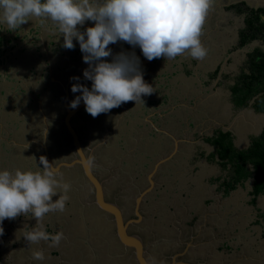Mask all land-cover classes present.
Wrapping results in <instances>:
<instances>
[{
	"label": "rangeland",
	"instance_id": "374dc122",
	"mask_svg": "<svg viewBox=\"0 0 264 264\" xmlns=\"http://www.w3.org/2000/svg\"><path fill=\"white\" fill-rule=\"evenodd\" d=\"M244 1L252 7H264V0ZM236 2L239 1L214 0L206 17L203 32L200 37L202 44L208 49L207 56L202 60L203 63L201 65L199 64V66L198 64L195 65V61L191 60V56L187 52L182 55L189 63L191 61L193 62L190 66V68L194 69L192 72L188 71V73H185L183 70H179L180 65L176 59L166 60L165 57L157 58L142 70L139 69L143 74L144 81L154 89L152 94L142 96L144 103L142 101H138L137 103L134 101L135 104H133V101H129V110L127 111L125 106L128 102H125L119 107L113 108L107 113H101L95 118L87 113L85 109V112L80 114H87V119L83 121L81 117L80 119L73 118V125L83 141L85 154L89 153L92 157V162L97 164L95 165L98 168L96 173H98L99 178L104 183L106 196L109 200H115L119 203L125 219L136 218L133 206L136 197L141 194L140 211L143 217L138 222L129 224V231L132 233L141 232L143 234L142 238L145 247L147 246L146 257H148L147 259L151 264H168L172 251L176 248H184L185 243L175 244L176 234H172V232L168 233L171 230L168 227L170 218L167 214H164L163 209L165 208L155 203L150 196H147L152 189L150 187V189L146 188V179L144 180L146 174L137 176L133 181L135 185L136 182L139 185L131 188L129 186V180H131V177H134L136 169L132 168L130 170V165L128 167L129 169H127L128 173H124V176H121V172H119L116 166L118 165L121 154L127 149V151L131 152L130 154H134L132 152L138 150V152H141V155L135 154V156H130L129 159H140V161H143L144 155L142 152L146 150L149 153V158L154 162L160 157L167 155L166 153L171 148L169 137L176 136L175 139L179 137V142L181 141L179 145L182 149L180 153L176 151V160L193 164L192 166H194L196 171L200 170L198 164L203 165V163H209L208 169L206 167L207 164H205V167H203L204 172H201V174L204 173L203 177L208 180L206 178L208 175H216L218 173V176L224 177L229 171L228 169L223 170L220 163L216 161L217 158L213 155V145L206 140L208 138L207 136L213 134L218 129H223V132L229 129L233 133L234 146L237 148H246L251 143L253 137L259 134L264 128V112L256 110L252 106V100L248 105L238 107L234 103L230 90V86L234 84L237 76L243 73V71L248 70V53L255 47H260L264 51V43L259 40H253L243 46L238 45L237 33L238 28L242 25L244 26V14L237 13L234 8L230 7V5ZM37 19L40 20V18ZM34 20L35 18L32 19V21ZM44 20L47 24L42 25L44 26L43 30H47L48 34H50L55 23L50 19ZM89 22L91 24L95 23L90 20ZM87 28L85 26V28L79 31L85 32ZM59 34L63 40L45 35L44 39L46 41L44 40V48L47 50L48 57L61 61L58 59V53L65 52L69 55L70 52H73L75 55L77 47L73 49L65 48L63 46L64 37L60 32ZM54 39L58 40L62 45L57 49L58 51H56L55 45L60 44L57 41L53 45L52 42H54ZM18 40L16 38L13 42L17 46L12 48L11 52H6L7 47H12L11 43L6 45L4 51L10 54V58L19 55L15 61L11 60V62L22 64L17 66V68L13 66L15 69L13 72L17 75L15 76L11 73L7 75L9 80H11L8 84L10 85L11 82L13 83L19 79L20 88H17L16 94L18 93V95L14 97L8 96L11 101L20 98L22 100L15 101L17 105L14 102V107L17 106L15 111L18 112L9 115L13 120L7 123V135L4 136L5 134H3V136L4 138L8 136L9 138L19 139L22 143H25L27 139L35 138L36 143H33L34 145L30 144V146L37 151L39 150L38 153L35 152V158H37L41 153V148L37 147L39 146L37 143L41 141L42 134L41 132L38 133V130L35 128L42 131L45 125L48 134L46 139L48 153L50 152L48 159L53 165L61 161H69L76 157L71 136L66 130L64 132V130L59 129V127L61 128L63 126L64 108L61 102L64 97V92L59 91V95H57V93L53 92V88L50 87L48 82L45 83L46 88H44L40 80L45 76L40 77L37 73V71H40V67L36 66V64L44 60L45 52L39 49L38 52L34 51L33 53L31 50L33 57L30 56V58L29 55L31 53L26 52L28 49H26V44L24 42L18 43ZM109 46L111 47L112 54L109 57L101 58L107 62H112L114 57L118 55V52L124 53L129 57L134 56L137 58L144 56L139 46H133L124 41H117ZM20 48H23L24 51ZM80 54H83L82 51L78 52V55ZM29 65H32L33 69L29 68ZM197 67H199V73H201L199 77H196L193 73ZM216 67L219 72L213 71ZM17 69H20L22 73L18 74ZM25 69V72L31 71V73L25 75V72H23ZM33 70L36 73H33ZM42 70L44 69L42 68ZM47 75H49L48 71ZM63 77L65 79L66 75ZM156 77H160L161 80L156 79ZM92 83H87V81L81 79L79 82H70L69 86L66 85L70 92V103L76 97H82L81 92H72L73 84H81L90 88L92 87ZM63 84H65V81H63ZM3 85L4 82L0 76V87ZM4 97L0 94L1 100ZM120 108L122 109L120 110ZM29 111H31V114H29ZM156 111L159 112L160 116ZM148 112L154 114L150 126L147 125L143 117ZM45 113L46 115H44ZM49 116H51V120L47 119ZM43 117L47 121V124L43 123ZM2 118L0 122L6 124L8 113H4ZM93 128H96L95 134L92 132ZM109 130L110 133L107 132ZM33 132H36V134ZM103 135L107 137L103 138ZM102 138H108L107 143H99L102 141ZM180 138H184V140ZM8 144L9 146L13 145L11 142H8ZM133 146L134 148L131 151ZM210 152L211 156L209 157L207 154ZM26 153L31 155L28 152ZM188 155L191 158H184L183 160V157ZM202 156H208V161L203 160ZM35 158L33 156L31 161L33 162ZM164 160L167 161L169 159ZM6 161L20 162L23 160H20L17 156L15 158L9 157ZM38 162L41 164L40 159ZM61 169L57 171V175H62L63 181L71 185V190L68 193L70 199L67 201L68 206L65 210L68 211L71 207L72 209L70 211H75L73 215L77 216L74 219L64 210L63 213L58 211V214L54 217L55 225L61 232H68L71 235L69 230L71 226L74 228V232L70 237L71 242L68 246V252L70 253L68 262L70 264H137L132 250L122 252L123 246H121L116 236L112 218L99 211L94 204L92 205L94 201L92 187L82 177L81 167L78 165L75 167L72 166L69 170L65 168ZM43 170L42 167L41 172ZM196 173L194 172L192 175ZM203 177L199 185L200 190H203L200 193H196L200 199L211 196L208 191L209 187ZM125 178L128 180H125ZM190 179L192 180V177ZM211 182L217 185L215 179ZM252 182L253 174L250 178L244 180L245 188L241 187L239 183L237 185L238 187L236 186L231 190L232 193L227 198L229 204L226 205L225 202H222L223 207L218 210L213 200L210 203L213 208L206 209L211 212L207 218L201 214L202 219L196 220L198 223L202 222V225L206 227L204 228V235L199 234L194 237L192 244H197L195 245L197 249L193 250V252L202 254L206 258L205 262L219 258L221 261L226 262L235 261L232 258L234 256L240 263L243 261L244 264H247V262L251 264V262L253 263L255 261L257 254L264 251L262 242L255 239L257 235L256 230L253 229L254 227L251 225V221L248 222L256 218L264 220V205L261 206L258 201L254 205L252 202L254 198V195L251 194ZM173 185L176 184L173 183ZM179 185H181V182ZM195 188L196 184L191 183L190 189L192 193H194ZM182 192H189L187 183L183 187H178L177 185L172 195L180 197ZM58 198L59 194L53 196L52 199L55 201ZM85 201L90 203L88 205L89 207H85ZM154 206L157 209H154ZM196 206H199V203ZM80 212H83L82 215H84L85 221H83L84 219L82 220ZM154 213H156L155 217ZM70 219L73 221L71 224H68L67 222ZM83 225H85V232L77 234L79 230L81 231L84 228ZM193 233H196V230ZM75 236L78 237V242L72 240V237ZM188 239L189 236L187 241ZM184 240L186 241V239ZM224 241H229L233 245L232 250H227L223 247L215 251L216 247ZM207 243L209 244L208 246L206 245ZM161 247L166 249L167 256L161 255ZM256 251L258 252L256 253ZM222 257L227 258L224 259ZM242 258H245V260H242Z\"/></svg>",
	"mask_w": 264,
	"mask_h": 264
},
{
	"label": "clouds",
	"instance_id": "9594fccd",
	"mask_svg": "<svg viewBox=\"0 0 264 264\" xmlns=\"http://www.w3.org/2000/svg\"><path fill=\"white\" fill-rule=\"evenodd\" d=\"M214 0H0V22L15 30L30 19H50L64 37V47L73 49L78 40L89 64L84 77L92 87L73 84L72 92H81L71 102L78 107L81 98L86 111L93 118L119 107L122 103L143 101L142 96L154 92L138 68V58L120 53L112 62L110 44L124 41L139 46L149 61L160 57L174 59L187 52L192 58L203 60L208 49L201 42L206 17ZM94 21L85 32L78 30L85 21ZM78 79V78H76ZM73 124V123H72ZM43 171L17 169L15 173L0 170V225L5 219L31 213L39 228L25 234L29 244L51 241L58 246L63 232L50 235L44 230L43 218L50 212H63L71 185L57 175V170L41 156ZM59 198L53 201V196ZM4 229L0 226V235ZM33 258L45 259L42 251H34Z\"/></svg>",
	"mask_w": 264,
	"mask_h": 264
},
{
	"label": "crops",
	"instance_id": "0c3cea01",
	"mask_svg": "<svg viewBox=\"0 0 264 264\" xmlns=\"http://www.w3.org/2000/svg\"><path fill=\"white\" fill-rule=\"evenodd\" d=\"M236 1L240 2V1H244V0H236ZM249 6L252 7L251 5H249ZM45 24H47V22L43 18H40V20L35 18L34 21H32L30 19L27 23L22 24L20 27L15 29L14 33H12V35H11L9 33V31H12V29H9L7 27V25L2 23V22L0 23V26H1L0 38L1 37L6 38V41L3 44L1 43L2 41L0 40V76L2 77V80L4 82V85L0 87L1 88L0 94L5 96L3 100L0 99V121L3 119L2 115L4 113H8V120L6 121V124H4V123L2 124L0 122V170H9L13 174L15 173V171L17 169L22 170V171L31 170L33 172H36V171L41 172L42 164H39V162H38V160L40 159L41 156L47 158L48 162L50 161L48 159V156H50V152L48 153L47 141H46L48 134H47V127H45V125H44L42 131L38 128H35L36 130H38V133L41 132V134H42V139H41L42 142L40 141L37 143L39 145L37 147L41 148V153H40V155H38L37 158H35V156H36L35 152L38 153L39 150L37 151V150H35V148L33 149L30 146V144L34 145L33 143H36L35 138L27 139L25 143H22L21 140L16 139V138H9L8 136L6 138H4V136L7 135L6 134V132L8 130L7 129V123L13 120L12 118L9 117V115H13V114H16L18 112V111H15L17 106L14 107V102L18 101V100L19 101L22 100V98H20V99H15V100L11 101V99L8 96V95H10L11 97H14V96L18 95V93L16 94L17 88H20L19 82H18L19 79H17L13 83L11 82L10 85L8 84L9 81H11V80H9V77L7 74L11 73V74H14L16 76L17 74L15 72H13V71H15L14 68H17V66L22 65L20 63L11 62V60L15 61L19 55H15V57L10 58L9 57L10 54L6 53V52H11L12 48L17 46L13 42L16 40V38L19 39L17 41L18 43L22 42L19 37L23 36L22 31H25L26 32V39L31 40V44H30L31 47L29 49L26 48L27 49L26 52L31 53V55H29V57L30 56L33 57L34 51L38 52L39 49H42V52L43 51L45 52V55L43 58L44 60L39 61V63L36 64V66L40 67V70L42 68H44L46 71L49 72V75H47V72H45V71L44 72L46 73L47 76L45 75V73L43 71H39V72L37 71V73L40 75V77L45 76L42 80H40L43 83L44 88H46L45 83L48 82V84H50V87L53 88V92L57 93V95H59V91L64 92V87L62 85L63 81H65L64 85H67V86H69L70 82L76 83V82H79V80H81V79L85 81V77L83 74L84 70L85 69L90 70L89 64L86 63V65H84V63L82 62V64L80 65V62L77 59L78 51H80L81 49H80L79 42H78V40H76V38H73L74 39L73 44H77V49H76L75 55L73 52H70L69 55H68V53L66 54L65 52L58 53V59H60L61 61L55 60V59L47 56V52H46L47 50L44 48V43L46 41L44 39V36L48 35L49 37H53V35H55V37L58 40H63V39H61V37H60L58 26L56 24L53 26V29H52L54 31L51 30L50 34H48L47 30H43L44 26H42V25H45ZM85 26L90 27V26H94V24H91L88 20V21H85L83 26L78 25L77 27H78V30H82L83 28H85ZM54 27H55V29H54ZM10 43H11L12 47L11 48L7 47V49H6L7 51L5 52L4 51V49L6 48L5 46L7 44H10ZM109 48H111V47L109 46ZM20 49H22V48H20ZM113 49L117 50L116 48H113ZM31 50L33 51V53L31 52ZM129 52H131V51H129ZM3 53L4 54L6 53V54L4 55ZM117 54H120V53L118 52ZM82 56H84V53L82 54ZM40 57L42 58V56H40ZM175 59L178 61L179 65H180V68H178L179 70H183L185 73H188V71L192 72V70H194L193 68H190L191 63H193V62L191 61V63H189V61L185 60L186 58L183 57L182 55H179L172 60H175ZM191 60L195 61V65L198 64V66H199V64L201 65V63H203L202 60H197V59H194L192 57H191ZM151 63H153V62H150L149 64H151ZM149 64L140 66L138 68L142 70L143 68H145ZM13 66H14V68H13ZM28 67L31 68V65H29ZM17 70H18L17 71L18 74L22 73L20 71V69H17ZM25 71H26V69L23 70V72H25ZM199 72H200L199 67H197L196 71H193V73L196 77L200 76L201 73H199ZM30 73H31V71L25 72V75H28ZM33 73H36V71L34 70ZM64 75H66L65 79L63 77ZM76 78H78V79H76ZM156 79L161 80L160 77H156ZM49 82H51V83H49ZM87 83H89V82L87 81ZM21 89H23V88H21ZM67 89H68V87H67ZM89 89H91V87ZM68 92H69V89H68ZM63 94H64V97L62 98L61 104L65 110L63 101H64V98L66 97V93L64 92ZM7 97H8V99H7ZM69 97H70V92L68 95V100H67L68 102L70 101ZM30 102H32V101H30ZM133 104H135V102ZM16 105H17V103H16ZM128 106H129V102L125 106V109H127V111L129 110ZM85 109L86 108H83V109H81V111H83V110L85 111ZM121 109L122 108H120V110ZM114 111H116V110H114ZM65 113H66V110H65ZM123 113H125V111H123ZM157 113L160 116L159 112H157ZM29 114H31V111H29ZM77 114H79V112ZM77 114H75V115H77ZM42 115H43V113H42ZM44 115H46V113ZM75 115H74V117L76 119H80V117L83 119V121H84V119H87V114H85V115L79 114L77 116H75ZM50 117L51 116L47 117V119L51 120ZM143 117H144L145 122H147V125L150 126L152 119L154 117V114L148 112ZM71 119H73V117ZM42 121L44 124H47V121H45L44 117H43ZM63 126L61 128L59 127V129L64 130V132H66L67 130ZM94 130H96V128H93L92 132H94ZM227 130L229 131V129H227ZM107 132L110 133V130ZM230 132L232 133V131H230ZM33 133L36 134V132H33ZM3 134H5V135L3 136ZM232 135H233V133H232ZM104 137H107V136L103 135V138ZM175 137L176 136H172V137L170 136L169 137L170 144L173 143L174 145H171L170 150L166 153L167 155L160 157L159 159H157L154 162L151 161V158H149V156H148L149 153H147L148 151H146V150H144L142 152L144 155L143 161H140V159H129V157L132 155H134V156H135V154L141 155V152H138V150H136V151L132 152L134 154H130L131 152L127 151L128 150L127 149L125 152H123L121 154L120 160H119L118 166H117L119 172H121V176L122 175L124 176V173H126V174L128 173L127 169H129L128 167L130 165H131L130 170L132 168L136 169L134 177L133 178L131 177V180L129 181V186L131 188L133 186L136 187L139 185L138 182H136V185H135V182L133 181V180H135V178L137 176L144 174V173L146 174V178H144V180L146 179V184L148 186L147 188L150 187L152 189L147 196L148 197L150 196L155 201V203L160 204V206H163V208H165V209H163L164 214L170 215L169 221H170L171 227H169V226L168 227L171 230L168 231V233L172 232V234L173 233L176 234L175 244L185 243V245L188 247H191V245H192L193 249L191 250V253H192L191 258H190L191 260H193L197 263H200V264H244V262L242 260H245V258H242V260H241L242 262L240 263L239 260L235 259L234 256H232V258L235 261L226 262V261H221V259L219 258L217 260L205 262L206 258L202 254H199L197 252H192L193 250L197 249V248H194V246L197 244H195V245L192 244L194 242V237L201 234L203 232L204 228L206 227V226L202 225L203 224L202 222L198 223L196 220L202 219L201 214L205 218H207V216L211 212H210V210H206V209L213 208L212 205L210 204L213 200L215 201V207L217 206L218 210H219V208L223 207L224 202L226 205L229 204L227 198L230 197L232 192L231 191L228 193L223 192V190L221 189L222 188L221 187L222 177L218 176L219 175L218 173L216 175L206 176V178H208V180L203 177L204 173L201 174V172H204L203 167H205V164H207V163H203V165L198 164V168H200V170L196 171L194 169V166H192L193 164H189L185 161L176 160V158H175L176 151H177V153H180V152H182V149L179 145L181 143V141L179 142V137L176 138L177 140L175 139ZM103 138H102V141H100L99 143H107L108 138H105L106 140ZM180 139L184 140V138H180ZM30 140H31V143H30ZM8 142H11L13 145L9 146ZM16 145H18V146H16ZM20 145H22V146H20ZM133 148H134V146L131 148V151L133 150ZM26 152L30 153L31 155L27 154ZM207 155L210 157L211 152ZM17 156L20 158V160L22 159L23 161H20V162L6 161V159L7 160L9 159V157L15 158ZM27 156H28V158H27ZM33 156L35 159H33L34 161L32 162L31 160H32ZM208 156H205V157L202 156L203 160L208 161V158H209ZM215 157L217 158L216 161L219 162V158L217 157V155H215ZM163 158H166L169 160H167V161L163 160L161 162L160 160ZM184 158L190 159L191 156L188 155L186 157H183V160H184ZM27 161H29V162H27ZM75 166H77V164ZM75 166H73V167H75ZM208 166H209V163L206 165L207 169H208ZM71 167L64 166V168L66 170L71 169ZM171 168H172V170H171ZM212 169H214V168L212 167ZM59 170H62V169H58L57 171H59ZM81 171H83V169H81ZM194 172H197V173L195 175H192ZM82 177L84 178V175ZM191 177H192V180L190 179ZM202 177L204 178V181L206 182V184L209 187L208 191L211 194V196L200 199L196 193H200L203 190V189L200 190V188H199L200 180ZM214 179L217 181V185L215 183L211 182ZM84 180H85V178H84ZM177 182H178V184H177ZM180 182H181V185H179ZM86 183H87V181H86ZM173 183H175L176 185H173ZM186 183L189 186V192H187V193L182 192L180 194V197H176V196L172 195V192H173V190H175L177 188V185H178V187H183L186 185ZM191 183L196 184V188L194 190V193H192V190L190 189ZM240 186L245 188L244 183L241 184ZM155 188H157V190H155ZM251 188H252V185H251ZM165 189H167L166 192H165ZM92 192H93V189H92ZM93 194H94V192H93ZM147 196H146V198H148ZM257 197H259L258 200H257ZM257 197L256 198L254 197V199L252 201L253 204L256 205L257 204L256 201H258L259 204H261V206H263L264 205V194H259V196H257ZM85 202H86L85 207H89L88 205L90 203H88V201H85ZM197 203H199V206H196ZM93 204L99 211L104 213L102 210H100L98 208V206L94 203V201H93L92 205ZM206 204H208V206H206ZM67 206H68V203L66 202L65 209H67ZM156 206H154V209H157ZM258 208L260 209V207H258ZM71 209L72 208L70 207V209L68 211L67 210H65V211L70 216H72V218H74V219L77 218V216L73 215V212H75V211L72 212V211H70ZM57 212L58 211H56L55 214H54V212H50V213L46 214L44 216L46 218H44L42 221L43 226H44V230L47 233H49L50 235H53L56 232H61L60 230H58L59 228L55 225L56 222H55L54 217H55V215L58 214ZM76 214H78V212H76ZM82 214H83V212H80V215H81L82 220H83L84 215H82ZM31 215H32L31 213H28V216L20 215V216H17L15 219H11V220L5 219L2 222V225H0L4 229L3 235H0V264H56L58 262H63L64 258L69 259L70 253L68 252V250H69L68 246L71 242L70 237L74 232V228H72V226H71V229L69 230L71 235H69L68 232L64 233V239L61 240V242L58 246H50L51 241H43V240L40 241L38 244H29L25 238V234L30 232L33 228H39L40 227V225L37 224L35 217H32ZM259 215H262V214H259ZM155 216H156V213H154V217ZM142 217H143V215H142ZM159 217H162V216H159ZM205 218H204V220H205ZM85 220L86 219H84L83 221H85ZM72 221L73 220L70 219L67 223L71 224ZM250 221H251V225H253V227H254L253 229L256 230L257 235L255 236V239L260 240V242H262V245H264V220L256 218V219L249 220L248 222H250ZM83 227L84 228L81 229V231L79 230L77 232V234H79L80 232H85V230H86L85 225H83ZM195 230H196V233H193ZM67 235H69V236H67ZM188 236H189V239L187 241ZM75 237H72V240L78 242V237H76V238ZM184 239H186V241ZM206 245L208 246L209 244L207 243ZM219 246H220V248H219ZM219 246L216 247L215 251L220 250L223 247H225L227 250H232V248H233V245H231L229 241H224L223 243H220ZM146 248H147V246H146ZM37 250L42 251L44 253L45 259L43 261H38V260H35L33 258V252L37 251ZM128 250H132V249L124 247L122 252L124 253ZM213 250H214V248H213ZM189 251L190 250H188V252ZM257 252L258 251H256V253ZM133 254H134V252H133ZM261 256H263V258H261ZM257 257H255L256 258L255 261H253V263L251 262V264H264V251H261L260 253H258ZM134 258H135V256H134ZM171 258H173V256H171ZM222 258L225 259L227 257H222ZM201 260H203V261L201 262ZM135 261H136V259H135ZM136 263H137V261H136ZM247 264H250V263L247 262Z\"/></svg>",
	"mask_w": 264,
	"mask_h": 264
},
{
	"label": "trees",
	"instance_id": "16d2710c",
	"mask_svg": "<svg viewBox=\"0 0 264 264\" xmlns=\"http://www.w3.org/2000/svg\"><path fill=\"white\" fill-rule=\"evenodd\" d=\"M230 7L244 14V26L239 30L238 45L243 46L253 40L264 43V7L253 8L243 1ZM248 65V70L239 74L230 86L234 103L242 107L252 100V106L264 112V51L260 47L248 53ZM230 134V131L218 129L206 139L213 145V155H217L223 170L229 171L222 177L221 189L228 193L253 174L251 194L253 197L264 194V128L246 148L235 147Z\"/></svg>",
	"mask_w": 264,
	"mask_h": 264
},
{
	"label": "water",
	"instance_id": "95a60500",
	"mask_svg": "<svg viewBox=\"0 0 264 264\" xmlns=\"http://www.w3.org/2000/svg\"><path fill=\"white\" fill-rule=\"evenodd\" d=\"M138 58V67L147 65L152 61H149L146 57H137ZM62 84V83H61ZM64 87V92L66 93V97L64 98L63 104L66 110V113L63 117V125L65 129L68 131L72 138V144L75 147L77 156L70 161H63L53 165L51 161H49L52 166L58 170L62 166H75L76 164H80L83 169V175L86 181H88L89 185L92 187L94 192V203L98 206L100 210H102L106 215H109L115 226V233L118 237L119 242L125 248L132 249L134 252L135 259L138 264H150L146 257V247L145 243L140 237L138 233H132L129 231V224L138 222L141 219L142 214L139 212V205L141 201V194L136 197L134 208L136 218L125 219L124 214L120 205L116 201H110L106 199L105 190L103 188L102 180L97 176L92 170V163L90 161V155H86L81 147V140L79 138V134L75 131V128L72 124L71 118L77 114L81 109L86 108L83 100L81 99L78 107L73 109L68 104V89L67 86L62 84ZM164 159H161L162 162ZM180 254L173 255L172 261L169 264H198L190 261L177 260L176 257H179Z\"/></svg>",
	"mask_w": 264,
	"mask_h": 264
},
{
	"label": "flooded vegetation",
	"instance_id": "af4514ba",
	"mask_svg": "<svg viewBox=\"0 0 264 264\" xmlns=\"http://www.w3.org/2000/svg\"><path fill=\"white\" fill-rule=\"evenodd\" d=\"M241 2V1H240ZM244 2V1H243ZM236 3H238V2H236ZM245 3V2H244ZM233 4H235V3H233ZM246 4V3H245ZM246 5H248V4H246ZM249 6V5H248ZM261 7H263V6H261ZM254 8H256V7H254ZM236 11V10H235ZM243 22H244V20H243ZM243 27V25L241 26V27H239L238 28V33H237V40H238V38H239V30L241 29ZM6 29V28H5ZM14 30H12V31H9V33L10 32H13ZM14 33V32H13ZM10 34H12V33H10ZM22 34H23V36H20L19 38H20V40L22 41V42H24L25 44H26V48H30L31 47V40H27L26 39V32L25 31H22ZM2 39V40H1ZM0 40L2 41L1 43L3 44L5 41H6V38H4V37H1L0 38ZM57 41L58 40H56V39H54V42H52V44L54 45V44H56L57 43ZM58 43H59V41H58ZM60 44V43H59ZM60 46H62L61 44L60 45H55V47H56V51H57V49L60 47ZM6 47V46H5ZM75 47H77V45H75ZM23 49V48H22ZM24 50V49H23ZM81 51V50H80ZM79 52V51H78ZM77 59H78V61L80 62V65L82 64V62L84 63V65H86V63L84 62V60H83V56H82V54H80V55H78L77 56ZM156 59H153V61L152 62H154ZM31 68L33 69V66L31 65ZM44 69V68H43ZM218 69H217V67L216 68H214V70L213 71H216V72H219V71H217ZM34 71V70H33ZM40 71H45V72H47L45 69L44 70H40ZM44 72V73H45ZM225 74V73H224ZM223 74V75H224ZM46 75V74H45ZM47 76V75H46ZM85 81H88V82H90V83H92V81L91 80H89V79H86L85 78ZM133 103H134V101H133ZM68 104H69V106L71 105V103H70V101L68 102ZM85 111L83 110V111H79V114L81 113V114H83ZM64 114H65V110H64V113H63V117H64ZM79 114H77V115H79ZM77 115H75V116H77ZM73 118L75 119V117L73 116ZM74 119H73V124H74ZM71 121H72V119H71ZM74 126V125H73ZM75 128V127H74ZM220 130H222L223 131V129H220ZM75 131L77 132V134H79L78 133V131H77V129L75 128ZM217 131V130H216ZM215 131V132H216ZM226 131H228V130H226ZM68 132V131H67ZM94 132H95V130H94ZM93 132V134H95ZM214 132V133H215ZM212 133H213V131H212ZM213 133V134H214ZM213 134H211V135H209V136H207V137H210V136H212ZM79 138H80V135H79ZM207 139V138H206ZM80 140H81V147H82V149H83V151H84V148H83V141H82V139L80 138ZM71 142H72V138H71ZM73 145V144H72ZM171 145H174L173 143H171ZM74 147V146H73ZM214 148V147H213ZM74 149H75V147H74ZM75 153H76V150H75ZM86 155H89V153L88 154H86ZM76 156H77V154H76ZM73 159V158H72ZM71 160V159H70ZM69 160V161H70ZM90 161H91V163H92V165H91V167H92V170H93V172L98 176V173H96V171H98V168L95 166V165H97V164H94L93 162H92V157H91V155H90ZM61 162H63V161H61ZM68 162V161H67ZM58 163H60V162H58ZM57 164V163H56ZM55 164V165H56ZM80 166L81 167V169H82V166L80 165V164H77V166ZM116 166H118V165H116ZM61 168H64V166H62V167H60L59 169H61ZM136 179V178H135ZM125 180H128L127 178H125ZM130 181V180H129ZM102 184H103V188H104V190H105V187H104V183H103V181H102ZM149 184V183H148ZM148 186H146V188H147ZM152 193V192H151ZM94 195V194H93ZM105 196H106V192H105ZM152 196V195H151ZM106 199L107 200H109L108 199V197L106 196ZM110 201H115V200H110ZM117 202V201H116ZM118 203V202H117ZM119 204V203H118ZM160 205V204H159ZM122 209V208H121ZM133 211H134V214H135V208H134V206H133ZM122 212H123V210H122ZM139 212L141 213V211H140V205H139ZM124 214V213H123ZM142 214V213H141ZM136 216V215H135ZM168 217L170 218V215H168ZM168 224H169V227H171V225H170V221L168 222ZM140 232V231H139ZM137 233V232H136ZM139 235H140V237L142 238V233L140 232V233H138ZM201 234H203L204 235V230H203V232L201 233ZM117 236V235H116ZM118 238V237H117ZM142 240H143V238H142ZM119 241V240H118ZM144 241V240H143ZM120 243V242H119ZM121 244V243H120ZM122 245V244H121ZM177 245V244H176ZM123 246V245H122ZM124 248V247H123ZM194 248H197V246H195ZM193 248L192 247H188V248H186V245H185V247L184 248H180V249H178V248H176L174 251H172V255L171 256H173V255H175V254H180V256L179 257H176L175 259H177V260H184V261H190V262H192L193 260H191L190 258H191V250H192ZM188 250H190L189 252H188ZM160 252H161V255L163 256H167L168 254H166V249L165 248H163V247H161V249H160ZM193 252V251H192ZM172 261V258L170 257V260H169V262H168V264L170 263ZM193 263H197V262H195V261H193ZM56 264H70L69 262H68V258H64V261L63 262H58V263H56ZM198 264H200V263H198Z\"/></svg>",
	"mask_w": 264,
	"mask_h": 264
}]
</instances>
